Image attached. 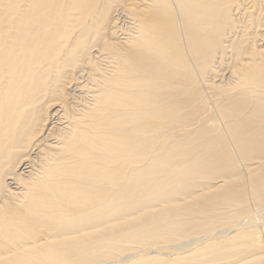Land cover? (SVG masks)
I'll return each mask as SVG.
<instances>
[{"label":"bare ground","instance_id":"6f19581e","mask_svg":"<svg viewBox=\"0 0 264 264\" xmlns=\"http://www.w3.org/2000/svg\"><path fill=\"white\" fill-rule=\"evenodd\" d=\"M0 264H264V0H0Z\"/></svg>","mask_w":264,"mask_h":264}]
</instances>
